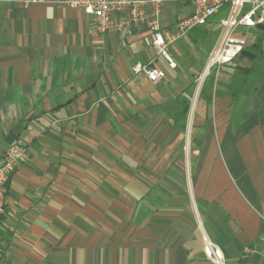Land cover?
<instances>
[{
    "label": "crops",
    "instance_id": "obj_1",
    "mask_svg": "<svg viewBox=\"0 0 264 264\" xmlns=\"http://www.w3.org/2000/svg\"><path fill=\"white\" fill-rule=\"evenodd\" d=\"M27 1L0 0V163L27 150L0 264H264V56H239L207 96L189 94L225 10L168 48L171 65L145 23L102 34L81 10ZM192 12L166 3L160 26ZM138 64L166 78L152 83Z\"/></svg>",
    "mask_w": 264,
    "mask_h": 264
},
{
    "label": "built area",
    "instance_id": "obj_2",
    "mask_svg": "<svg viewBox=\"0 0 264 264\" xmlns=\"http://www.w3.org/2000/svg\"><path fill=\"white\" fill-rule=\"evenodd\" d=\"M180 0H53L57 7L81 10L92 19L94 28L102 33H117L131 30L145 23L153 32V45L159 55L171 65L172 59L168 48L195 29L208 25L210 20L225 10L226 17L221 21V36L214 51L209 55L201 81L214 69L229 64L237 59L248 45L242 29L256 28L264 25V0H188L193 8L192 14L179 21L172 30H163L160 26L161 7L166 3ZM47 0H28L30 4L46 3ZM152 10L153 19L148 18ZM264 56V36H263ZM136 74H143L152 83L166 78L163 70L153 65L138 64L134 68ZM26 148L14 146L3 154L0 163V218L5 213L9 183L15 171L25 161ZM206 255L218 263L222 256L219 250L209 243L205 247Z\"/></svg>",
    "mask_w": 264,
    "mask_h": 264
},
{
    "label": "trees",
    "instance_id": "obj_3",
    "mask_svg": "<svg viewBox=\"0 0 264 264\" xmlns=\"http://www.w3.org/2000/svg\"><path fill=\"white\" fill-rule=\"evenodd\" d=\"M202 29V28H201ZM195 30H199V29H195ZM257 31L262 32V35L264 36V25H258L256 27ZM263 36L262 39L259 37L255 40V42H253V44L249 47V44L247 45V47L245 48V50L243 51V53L241 54L240 57L244 56L245 58H248L250 60H254V59H259L262 57L263 55ZM261 39V40H260ZM214 85V76L209 80V88L212 89ZM207 86L204 85V87L202 88L201 92H200V96L201 97H205L207 96V90L206 88H208ZM190 96L193 94L191 92H189ZM189 110V106H185L180 115H179V122L185 120L186 115L188 113ZM182 129H185V125L184 124H180Z\"/></svg>",
    "mask_w": 264,
    "mask_h": 264
},
{
    "label": "rangeland",
    "instance_id": "obj_4",
    "mask_svg": "<svg viewBox=\"0 0 264 264\" xmlns=\"http://www.w3.org/2000/svg\"><path fill=\"white\" fill-rule=\"evenodd\" d=\"M262 32L260 31H257V30H254V31H251L249 36H248V40H249V47L248 49L250 48V46L253 44V42H255V40L257 38H261L262 39ZM260 39V40H261ZM251 40V41H250ZM239 61V62H238ZM236 62H238V64H242L243 62H245V57L242 56V57H239L238 60L235 61V63L233 64H236ZM244 71V70H243ZM203 75V74H202ZM202 75L196 80V83L194 84V87H193V97H195L194 95H196L198 93L199 90H201V86H209V80L214 76V81H216V79L218 78L219 76V70H212L205 78L203 81H201V77ZM263 76V75H262ZM246 77V76H245ZM261 75L259 74L258 76H256V73L251 77L249 78V82L250 84H257L261 79H260ZM264 77V76H263ZM220 78V77H219Z\"/></svg>",
    "mask_w": 264,
    "mask_h": 264
}]
</instances>
